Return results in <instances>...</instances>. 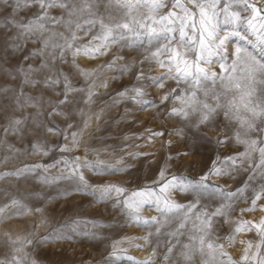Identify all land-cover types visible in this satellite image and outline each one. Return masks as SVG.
Instances as JSON below:
<instances>
[{
	"label": "snow or ice",
	"instance_id": "1",
	"mask_svg": "<svg viewBox=\"0 0 264 264\" xmlns=\"http://www.w3.org/2000/svg\"><path fill=\"white\" fill-rule=\"evenodd\" d=\"M261 2L262 0H0V15L3 16V22H0V71L12 80H20L15 87H0V114L11 110V114L6 117L8 122L3 126L4 133H20L27 118L16 116L15 113L22 112L28 106H37L39 98L26 93L25 87L42 85L58 91L62 99L53 104L48 115L65 114L60 111V106L75 103L71 93H85V103L94 102L93 97L96 95V83L91 78L97 73L79 69L76 64L78 56L95 59L107 55L113 46L140 50L143 58L135 61L138 86L120 92V97L131 99L143 107L149 103L144 99V81L159 88H164L167 81H172L176 87L165 93L161 101H168L171 97L173 101L180 103L170 109L169 115L182 120L184 127L192 130V136L196 140H214L218 147L234 142L243 145L244 151L223 158L217 156L208 172L198 177L172 175L168 174L167 168H162L154 182L155 188L145 187L131 192L115 184L90 185L81 171L86 168L98 173L106 170L123 172L129 165L123 164L122 159L117 162L120 167L99 159L88 162L86 159L81 161L76 158L71 163L63 160L50 166L33 165L28 171H35L37 168L46 171L48 167H57L62 163L69 175L76 178V191L92 195L99 193L101 201L115 195L117 204L123 205L134 222L146 229L154 228V231H148L144 240L149 241L151 236L167 237L164 241L167 245V252L163 257L165 261L169 260L173 250L180 245L177 255L185 264L194 261L197 255L201 257V264H264V218L258 224L251 221L236 223L228 237L231 242L235 243V234L243 230L255 231L260 237L255 246L252 241H241L247 246L239 261H232L227 252L220 251L224 245L217 243L220 237L214 238L213 231L214 218H227L235 200L249 198L244 196L249 188L251 207L242 212L253 211L257 201L264 197V7L260 6ZM25 9L35 10L31 18H17ZM56 9L60 12L53 15V10ZM61 28L63 31L58 30ZM89 34L91 39L87 43H81L83 37ZM29 43L38 44L39 47L29 49L25 54ZM21 56L15 73L4 67L13 58ZM67 56H71V63L80 70L85 80H91L86 89L73 86L70 78L55 67V61L63 63ZM37 59L40 61L38 66L27 63ZM122 59L121 56H114L98 72H131L133 64L117 63ZM146 67L149 70H160V75L148 74ZM42 73L44 78L37 79ZM59 85L63 87L58 89ZM100 86L106 88L108 85L104 82ZM80 114L86 115L83 110H80ZM218 115H223L227 121L225 127L230 129L231 135L223 138L208 137L203 128L217 127L214 122ZM95 116L99 120L101 113H96ZM91 119L88 116L79 132L70 134L71 147L65 144L61 151L68 152L80 146L79 137L90 126ZM45 131L56 133L59 129L51 126L46 127ZM173 134L184 136L186 133L184 129H176L170 133ZM34 147L36 151L43 150L45 155L48 154L40 145ZM130 155L135 158L142 154ZM240 170L249 172L248 182L234 192L226 191L210 181V176L224 177ZM24 171L21 169L5 175L19 176ZM60 178L63 176L57 179ZM43 182L50 181L44 179ZM172 192L190 193L193 199L186 204L177 203L171 199ZM122 196L124 198L120 200ZM213 196L222 197V203L209 210L208 205L201 204V200ZM146 205H151L159 216L146 218L140 215ZM20 207H23L20 201L13 199L0 207V215L8 209L18 212ZM173 221L175 227L169 229ZM184 236L187 237V242L181 243L180 237ZM159 246L158 240L156 247ZM152 254H156L155 248ZM111 256L120 259L115 251ZM220 257H227V260ZM8 264H21V261L14 255ZM136 264H152V261H137Z\"/></svg>",
	"mask_w": 264,
	"mask_h": 264
},
{
	"label": "rangeland",
	"instance_id": "2",
	"mask_svg": "<svg viewBox=\"0 0 264 264\" xmlns=\"http://www.w3.org/2000/svg\"><path fill=\"white\" fill-rule=\"evenodd\" d=\"M260 6L264 7V0ZM33 11L35 10L25 9L17 18H31ZM59 12L58 9L53 10V15H58ZM0 22H3L2 15ZM58 30L63 31L62 28ZM89 39L91 34L83 37L81 43H87ZM37 47L38 44L29 43L25 54L29 49ZM114 56L123 57L117 61L120 65L133 64L132 71L98 72L101 66L106 65ZM142 58L143 53L140 50L119 46H113L107 55L95 59L78 56L76 64L79 69L97 73L91 78L96 83L94 102L85 103V93H71L75 103L60 106V111L65 114L49 116L53 104L62 99V96L58 91L37 85L35 88L24 89L32 97L39 98L37 106H28L22 112L15 113L16 116L27 118L20 133L5 134L3 126L8 122L6 117L11 114V110L0 114V207L9 204L13 199L23 205L18 212L8 209L0 215V261H3V264H8L14 255L20 259L21 264H32L33 261L35 264H136L137 261L149 259L152 264H173L174 261L175 264H185L177 255L180 245L173 250L169 260L165 261L163 257L167 252V245L164 241L167 237L151 236V242L144 240L143 237L148 235V231H154V228L146 229L145 226L134 222L123 209V205L117 204L115 195L101 201L98 198L99 193L92 195L76 191L77 180L69 175L62 163L57 167H48L46 171L43 168L28 171L33 165L50 166L63 160L71 163L76 158L81 161L86 159L88 162L99 159L106 164L120 167L117 162L122 159L123 164L129 165L123 172L106 170L98 173L86 168L81 171L90 185L115 184L131 192L145 187L155 188L154 182L162 168H167L168 174L198 177L208 172L217 156L223 158L244 151L243 145L234 142L218 147L214 140H196L192 136V130L185 128L182 120L169 115L170 109L180 103L173 101L171 97L168 101H161L165 93L176 87L172 81H167L164 88L152 86L148 81H144V99L149 103L143 107L131 99L120 97V92L138 86L135 79V61ZM21 59L22 56L13 58L4 64V67L15 73ZM71 60V56H67L63 63L57 60L55 67L70 78L73 86L86 89L91 80L86 81ZM27 63L38 66L40 61L29 60ZM145 71L150 75H160V70H149L146 67ZM36 78L42 80L44 73ZM104 82H107L106 88L100 86ZM19 83V78L12 80L0 71V87H15ZM62 87L63 85H59L58 89ZM80 110L86 115H81ZM96 113H101L99 120L96 119ZM88 116L92 119L90 126L79 137L80 146L68 152L61 151L65 144L71 147L70 134L79 132ZM214 123L217 127L203 128L208 137L223 138L225 135H231L230 129L225 127L227 121L223 115H218ZM70 124L72 126L68 127ZM51 126H55L59 131L46 132L45 128ZM176 129H184L186 134L170 135ZM36 145L46 149L48 154L45 155L43 150L36 151ZM130 154L142 155H136L134 158ZM170 156L172 159H169ZM21 169L25 170L22 175H5ZM62 176L63 178L57 179ZM248 176L249 172L240 170L229 176H210V181L226 191L234 192L248 182ZM44 179L50 182L44 183ZM252 186L254 187L255 183ZM244 196L249 198L235 200L227 218H214V238L220 237L217 243L224 245L220 251L227 252L232 261H239L247 246L241 241H252L255 246L260 239L255 231L243 230L235 234V243L231 242L228 237L236 223L251 221L258 224L264 218V197L257 201L253 211L242 212L243 209L251 207V188ZM123 198L122 196L119 199ZM171 199L186 204L193 197L190 193L172 192ZM221 203L222 197L219 196L204 197L201 200V204L208 205L209 210ZM140 215L150 218L159 216V213L151 205H146ZM174 227L175 221L169 225V229ZM158 240L160 246L156 247ZM180 240L181 243L187 242V237H180ZM153 248L156 249L155 255L152 254ZM17 249L20 251H16ZM113 251L120 259L111 256ZM220 259L227 260V257ZM189 264H201V257L197 255Z\"/></svg>",
	"mask_w": 264,
	"mask_h": 264
}]
</instances>
